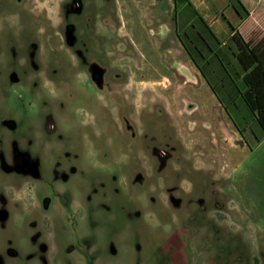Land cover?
<instances>
[{
	"label": "rangeland",
	"instance_id": "374dc122",
	"mask_svg": "<svg viewBox=\"0 0 264 264\" xmlns=\"http://www.w3.org/2000/svg\"><path fill=\"white\" fill-rule=\"evenodd\" d=\"M184 3L0 0L2 264H264V131Z\"/></svg>",
	"mask_w": 264,
	"mask_h": 264
},
{
	"label": "crops",
	"instance_id": "0c3cea01",
	"mask_svg": "<svg viewBox=\"0 0 264 264\" xmlns=\"http://www.w3.org/2000/svg\"><path fill=\"white\" fill-rule=\"evenodd\" d=\"M184 1V6L192 8L202 24L199 26L203 27L209 35H204L200 29L196 30V34L209 50V57H217L221 70L233 82L229 69L233 68L236 73L239 66L234 56V52L237 51L236 45L231 36L234 32H238L244 40H249L255 30L264 35V4L252 6L245 0H241L245 7L242 17L235 11L230 0ZM205 58V56L202 57V60ZM229 102L233 100L230 98Z\"/></svg>",
	"mask_w": 264,
	"mask_h": 264
},
{
	"label": "trees",
	"instance_id": "16d2710c",
	"mask_svg": "<svg viewBox=\"0 0 264 264\" xmlns=\"http://www.w3.org/2000/svg\"><path fill=\"white\" fill-rule=\"evenodd\" d=\"M235 11L243 17L245 10L240 0H230ZM237 51L234 56L239 70L236 75L239 78L237 89L240 96L246 102L252 112L256 114L258 123L264 131V35L260 39L244 40L238 32L231 36ZM203 74L202 67L196 64Z\"/></svg>",
	"mask_w": 264,
	"mask_h": 264
},
{
	"label": "flooded vegetation",
	"instance_id": "af4514ba",
	"mask_svg": "<svg viewBox=\"0 0 264 264\" xmlns=\"http://www.w3.org/2000/svg\"><path fill=\"white\" fill-rule=\"evenodd\" d=\"M5 124H6V123H5ZM9 124H11V125L13 126L14 122H13V121L8 122L6 125H9ZM15 125H16V124H15ZM15 167H17V165H15ZM31 173H32V174H35L36 172H35V170H31ZM2 215H5V217H4V218H1ZM6 216H7V215H6V213H5L4 211L0 212V220L5 219ZM10 252H11L12 255H15V254H16L15 251H10ZM0 264H2L1 260H0Z\"/></svg>",
	"mask_w": 264,
	"mask_h": 264
},
{
	"label": "water",
	"instance_id": "95a60500",
	"mask_svg": "<svg viewBox=\"0 0 264 264\" xmlns=\"http://www.w3.org/2000/svg\"><path fill=\"white\" fill-rule=\"evenodd\" d=\"M4 217H5V215H2V216H1V218H4Z\"/></svg>",
	"mask_w": 264,
	"mask_h": 264
}]
</instances>
